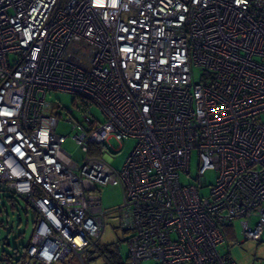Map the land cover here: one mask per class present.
<instances>
[{
    "label": "built area",
    "instance_id": "2783aa9c",
    "mask_svg": "<svg viewBox=\"0 0 264 264\" xmlns=\"http://www.w3.org/2000/svg\"><path fill=\"white\" fill-rule=\"evenodd\" d=\"M51 92L76 99L60 114L81 162ZM109 138L135 140L120 170L99 154ZM106 185L122 191L110 218L129 233L125 264H237L217 251L236 219L261 239L264 0H0V206L12 194L35 212L27 255L84 264Z\"/></svg>",
    "mask_w": 264,
    "mask_h": 264
},
{
    "label": "rangeland",
    "instance_id": "374dc122",
    "mask_svg": "<svg viewBox=\"0 0 264 264\" xmlns=\"http://www.w3.org/2000/svg\"><path fill=\"white\" fill-rule=\"evenodd\" d=\"M200 71L197 68L193 69V76L198 79ZM49 99L53 102V113H59V124L57 132L66 136L62 147L71 154L72 158L81 162L84 157L75 141L72 139L74 132L70 130L69 125L65 123L63 114H60V109L73 108L75 97L69 93L51 92ZM92 118L99 123L104 121L103 115L99 108L90 107ZM135 145L134 139L126 141H118L115 138H109L102 146L99 153L101 156L104 152L114 153L115 157L111 160V165L120 170L124 164L126 157L129 155ZM198 158L196 151L192 152L190 162L189 177H182L181 182H193L197 174ZM207 185L199 188V193L205 196L209 193L210 186L214 183L216 174L212 170L205 173ZM99 195L101 205L107 212V221L105 231L101 237L89 248L86 257L98 254V252H120L121 255H128V245L126 242L129 233L124 232L118 227L117 221L110 217L114 215L115 208L122 202V191L118 185H106L100 187ZM10 196L13 197L9 198ZM4 200L0 206V252H14L17 248L18 252H23V246L27 244L32 234L35 224V213L25 203V201L16 195L5 194ZM224 240L217 246V251L226 258L234 260L237 264H264V233L260 240L243 239L241 232L240 220H234L232 226L222 229ZM99 255V254H98ZM97 259V258H96ZM95 259V260H96ZM95 260L86 261V263L95 264ZM97 263V262H96ZM142 264H155L153 259L144 260Z\"/></svg>",
    "mask_w": 264,
    "mask_h": 264
},
{
    "label": "crops",
    "instance_id": "0c3cea01",
    "mask_svg": "<svg viewBox=\"0 0 264 264\" xmlns=\"http://www.w3.org/2000/svg\"><path fill=\"white\" fill-rule=\"evenodd\" d=\"M3 200L4 198L2 199V202ZM88 253L90 252H86L84 254L86 255ZM98 254L95 255V257L90 256V257H86L85 260L83 259L84 264H90L89 262L86 263V261L95 260L96 258L97 259L94 261L95 264H125L128 258V255L123 256L121 255L120 252L118 253L116 252L115 253L116 257L113 258L114 261L113 260L111 261V259L109 260L106 257H104V254H101V252H98ZM0 264H39V263L35 261L33 258L29 257L27 255L26 250L23 249V252H0ZM53 264H79V262L76 256H74L73 254H68L63 259H60L54 262Z\"/></svg>",
    "mask_w": 264,
    "mask_h": 264
},
{
    "label": "trees",
    "instance_id": "16d2710c",
    "mask_svg": "<svg viewBox=\"0 0 264 264\" xmlns=\"http://www.w3.org/2000/svg\"><path fill=\"white\" fill-rule=\"evenodd\" d=\"M90 151H91V153H93V150H90ZM9 198H12V199H13L12 196H10ZM35 216H36V215H35ZM224 228H227V227H224ZM28 243H29V242H27V244H25V245L23 246V249L26 250V248H27V246H28ZM15 250H16V251H14V252H18V251H17V248H15ZM101 254H104V257H106V258L109 259V260L111 259V261H112V260L114 261L113 258L116 257L114 252H101Z\"/></svg>",
    "mask_w": 264,
    "mask_h": 264
}]
</instances>
